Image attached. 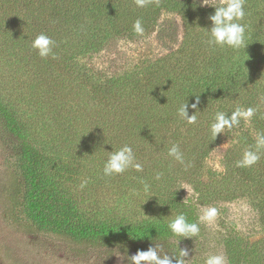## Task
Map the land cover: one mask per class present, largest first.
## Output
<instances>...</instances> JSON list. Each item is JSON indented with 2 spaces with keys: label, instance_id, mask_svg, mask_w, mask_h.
<instances>
[{
  "label": "trees",
  "instance_id": "1",
  "mask_svg": "<svg viewBox=\"0 0 264 264\" xmlns=\"http://www.w3.org/2000/svg\"><path fill=\"white\" fill-rule=\"evenodd\" d=\"M226 3L0 0L3 223L32 245L61 249L58 260L72 264H131L154 244L178 256L199 234L174 236L168 224L176 215L198 222V207L241 198L264 230V147L256 148L264 133V0H244L245 47L238 50L207 43L208 17ZM137 19L142 33L133 28ZM40 34L55 42L46 58L31 47ZM150 37L160 53L120 71L92 65L118 41ZM199 95L189 124L177 110ZM236 108L254 115L213 137L216 113ZM223 141L221 170L213 169L207 161ZM125 145L142 171L104 176L108 152ZM173 145L183 163L168 155ZM249 149L259 160L237 167ZM183 185L191 200L183 199ZM221 243L227 264H264V238L232 232Z\"/></svg>",
  "mask_w": 264,
  "mask_h": 264
},
{
  "label": "clouds",
  "instance_id": "2",
  "mask_svg": "<svg viewBox=\"0 0 264 264\" xmlns=\"http://www.w3.org/2000/svg\"><path fill=\"white\" fill-rule=\"evenodd\" d=\"M138 6H143V0H137ZM206 5V4H205ZM214 14L208 17L211 22V28L205 29L208 33L207 43L209 45L228 46L234 50L245 47V31L246 26L238 21L242 20L246 13L244 8V0H227L223 6L213 7ZM137 33H142L143 28L141 21L137 19L133 25ZM55 42L47 35L40 34L36 36L32 42L31 47L35 49L41 58H46L53 55L52 49ZM200 104V95L195 96V102L191 105L186 100L180 105L177 112L178 115L187 123L192 124L196 122L197 116L195 114L189 116L188 109L196 110ZM254 115L252 108H236L233 112L224 113L217 112L214 120L210 125V132L213 137L224 133L225 129H232L239 125L241 119H249ZM264 147V133H258L256 139L257 150ZM109 155L104 162L103 175L111 177L113 175L122 174L129 168H134L136 171H142V165L136 163L133 150L130 146L125 145L116 151L108 152ZM168 155L173 157L176 161L183 163V154L177 145H173L168 150ZM258 151L251 149L243 152L242 158L236 162L237 167H249L259 160ZM159 179V175L156 177ZM84 185L82 184L81 187ZM149 186L144 184V189L147 191ZM216 216L215 208H205L202 210L198 222H189L186 215L180 213L175 216L168 224V229L174 236L185 238H194L199 234L200 223H210ZM182 240V239H181ZM189 255L188 250H179V255H174L163 252L161 246H150L146 251H137L128 260L131 264H186L185 257ZM204 264H227L223 255L214 254L209 255Z\"/></svg>",
  "mask_w": 264,
  "mask_h": 264
},
{
  "label": "rangeland",
  "instance_id": "3",
  "mask_svg": "<svg viewBox=\"0 0 264 264\" xmlns=\"http://www.w3.org/2000/svg\"><path fill=\"white\" fill-rule=\"evenodd\" d=\"M177 34H180V24L177 18ZM160 47L152 37L146 41H118L114 46L94 57L92 65L102 71H120L135 59L158 54ZM228 146L223 141L210 155L207 165L221 170L222 154ZM4 164L3 154L0 153V169ZM193 192L187 185L182 187L184 200H191ZM205 208H215L216 216L210 223H200L199 236L187 241L183 250H188L186 264H204L209 255H223L221 240L228 233H237L250 242L264 238V230L258 223L257 215L246 199L231 202H220L209 206L198 207V215ZM61 249L49 245L48 248L37 247L28 242L27 237L6 226L0 214V264H72L74 261H59ZM91 263L92 261H85ZM117 264V263H116Z\"/></svg>",
  "mask_w": 264,
  "mask_h": 264
}]
</instances>
